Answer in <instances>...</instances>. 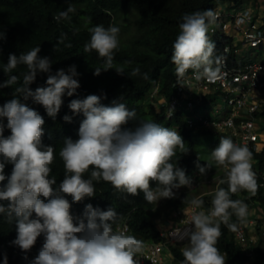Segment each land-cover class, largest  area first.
Segmentation results:
<instances>
[{
	"label": "clouds",
	"instance_id": "obj_1",
	"mask_svg": "<svg viewBox=\"0 0 264 264\" xmlns=\"http://www.w3.org/2000/svg\"><path fill=\"white\" fill-rule=\"evenodd\" d=\"M74 11L70 4L66 11H59L53 19L57 22L70 19L69 14ZM216 19V13L211 9L182 16L171 55L178 80L189 70H192L196 80L214 81L218 78L220 68L214 67V64H219V58L214 56L215 44L208 35L209 26ZM243 22V18L238 20V23ZM88 31L90 39L84 45V52L95 51L104 59L103 69L95 68L94 75L98 76L102 71L114 69V53L119 48L120 29L111 24L108 27L96 24L89 27ZM3 36L0 32V39ZM63 41L62 34L57 45ZM40 51V46H37L27 53L9 54L8 62L3 67L6 74L12 73L18 65H25L28 71L23 75L22 85L15 88L14 98L0 106V118H7V128L11 131L5 137V126L0 121V201H7L6 205L0 203V214L5 215L10 222H16L17 235L12 243L24 252L31 248L34 250L36 257L30 264H140L137 255L150 244H165L161 264L166 262V257L172 264L181 261L174 257L170 246L181 249L183 260L180 264H226L225 255L216 246L222 235L221 223L233 231L235 237L238 225L244 224L248 217L264 216L260 212L264 211V206L255 198L258 190L263 188H259L253 171V153L249 148L234 143L231 138L221 137L213 150L215 139L211 151L215 170L206 173L210 165L201 167L197 164L201 174L187 176L184 169L178 167L176 162H171L177 148L182 153L187 152L185 142L177 130L148 121H142L135 130L125 129L123 126L129 120L137 118L135 108L129 109L125 103L117 101L106 106L101 104L100 96L91 94L82 100L73 99L68 105L74 114L82 113L84 119L78 129L79 138L75 141L65 138L59 151L64 178L54 187L57 181L50 177V165L55 159V148L42 142L45 120L36 110L21 103L20 98H32L44 107L49 117L55 119L65 93L71 97L80 87L76 79L79 73L76 66L72 65L67 72L60 69L51 74L52 62L47 57L41 58L38 55ZM115 70L118 74L124 73L122 69ZM38 72L49 73L47 86L37 87L33 91L29 85L35 81ZM138 73L137 68L131 75ZM18 81V76L8 75L0 88L11 87L18 84ZM63 119L71 122L72 118L65 115ZM7 164L13 166L8 176L5 175ZM218 166L226 169V175H222ZM85 173H89L88 178H85ZM219 176L222 179L215 190L212 206L205 211L203 199L207 196L203 199L195 197L199 191L208 189L205 182L216 181ZM192 178L199 182V187L189 192L187 187L192 185ZM5 180L7 183L2 184ZM100 181L110 183L117 191L130 196L143 193L146 202H155L150 210L152 215L159 209L157 203L161 199L173 198V190L181 187V192L173 199H177L180 194L189 197L185 205H190V223L194 228L185 229L181 236V239L187 237L188 243H168L166 239L174 222L173 210L185 205L171 204L161 219L152 217L163 239L158 243L143 242L131 235L128 218L118 223L122 217L113 207L102 210L87 204L83 218L74 220L70 212L72 205L66 196L72 198V203L92 198L96 195L94 182ZM153 181L156 182L155 187L152 186ZM221 184H227V188L220 187ZM239 191L248 193L240 194L239 199H231ZM246 199L251 203H246ZM232 215L236 216L238 224L230 222ZM124 221L129 225L128 233L116 227ZM247 232L246 247H242L236 237L235 240L251 262L254 254L250 247L256 245L264 234L257 227V242L252 244L250 238L253 234L248 229ZM41 235L44 243L39 249L35 244ZM36 251H39L38 255ZM4 264H7L6 257Z\"/></svg>",
	"mask_w": 264,
	"mask_h": 264
},
{
	"label": "trees",
	"instance_id": "obj_2",
	"mask_svg": "<svg viewBox=\"0 0 264 264\" xmlns=\"http://www.w3.org/2000/svg\"><path fill=\"white\" fill-rule=\"evenodd\" d=\"M216 1L0 0V32L4 34L0 39V84L8 79V75H16L19 78L18 84L0 88V106L14 98L15 88L22 85L23 75L28 71L25 65H18L12 73L6 74L3 67L8 62L9 54L27 53L40 46L41 51L38 55L41 58L47 57L52 62L51 74H55L60 69L67 72L72 65L76 66L79 73L76 79L80 87L71 97L65 93L62 97L63 104L55 119L49 117L44 107L35 103L32 98L27 100L20 98L21 103L36 110L45 120L42 142L55 148V159L50 165L52 169L50 177H54L57 181L54 187H57L64 178V166L59 151L65 138H71L73 141L79 138L78 129L84 119L82 113L74 114L68 105L73 99L82 100L91 94L100 96L101 104L106 106H111L113 101H117L125 103L129 109L135 108L137 118L129 120L123 126L125 129L135 130L142 121H148L177 130L185 142L187 152L182 153L177 148L176 155L171 162H176L178 167L186 171L187 176L200 173L197 164L201 167H205L206 164L210 165L206 173H212L215 170L213 160L206 157L211 154L215 135L208 132H195L189 128L184 110H179L174 116L169 117L168 107H159L157 103L161 99L170 100L175 94L173 84L176 71L171 55L173 43L180 31L179 24L182 23V16L195 11L213 10ZM229 1L241 3V0ZM70 4L75 9L69 14L70 19L59 22L53 19L59 11H66ZM96 24H103L105 27L111 24L119 27L122 32L119 48L114 53V69L102 71L98 76L94 75L95 68L103 69L104 59L99 57L95 51L84 52V45L90 39L88 28ZM62 34L64 41L57 45ZM55 45H57L56 50ZM137 68L139 73L131 75ZM115 69H122L124 73L118 74ZM48 75L49 73L38 72L29 88L35 91L37 87H46ZM156 86L158 89L153 96V102L144 104L143 100L150 99L149 96ZM211 101L212 98L203 99V104L206 105ZM65 115L72 118L71 122L63 119ZM0 121L5 126L4 136H9L11 131L7 128V118H0ZM261 126L264 129V114L261 117ZM260 161V166L264 169V153L260 156ZM12 167L10 164L5 166L6 176L11 174ZM88 176L89 173H85V178ZM6 183L7 180L2 182V184ZM94 183L96 195L92 198L72 203V198L66 196L72 205L70 212L74 220L83 218L87 204L102 210L113 207L122 217L118 223L128 218L131 235L137 239L156 243L163 240L159 229L152 221L150 212L155 202H146L143 193L130 196L123 191H117L110 183L104 181ZM152 186L155 187L156 182L153 181ZM220 187L227 188V184H221ZM246 193L248 192L239 191L233 194L231 199H239L240 194ZM255 198L260 200L264 206V189H259ZM41 199L45 198L41 197ZM188 199V196L180 194L172 203L174 206H182L189 201ZM212 199L211 196L203 199L205 208H209ZM245 201L251 203L249 199ZM0 203L6 205L7 201H0ZM230 222L239 223L235 215H232ZM220 228L222 235L216 246L221 254L225 255L226 264H248L250 258L236 242L234 232L223 223ZM16 235V222L14 220L10 222L5 215L0 214V264H4L5 257L7 264H30V261L36 257L32 248L24 252L12 243ZM43 243L44 237L41 235L35 244L36 248L40 249ZM258 243L261 244V242ZM258 243L250 249L253 251L255 264H264V250L261 246L259 247ZM170 248L174 257L182 261L181 249L174 246Z\"/></svg>",
	"mask_w": 264,
	"mask_h": 264
},
{
	"label": "built area",
	"instance_id": "obj_3",
	"mask_svg": "<svg viewBox=\"0 0 264 264\" xmlns=\"http://www.w3.org/2000/svg\"><path fill=\"white\" fill-rule=\"evenodd\" d=\"M240 4L226 1L228 5H215L217 19L209 26L208 35L215 43V57L219 58L220 74L214 81L196 80L192 70L178 80L177 73L173 87L175 94L170 100L161 99L159 107H168L169 117L179 110L186 112V121L195 132H208L216 136L213 150L218 146L221 137L231 138L234 143L246 146L253 153L252 167L256 173L259 188L264 189V169L260 167V156L264 153V129L261 117L264 114V0H246ZM239 6L237 12H231L229 7ZM243 18V23L238 20ZM158 86L150 94H156ZM212 98L202 107L203 99ZM223 100V101H222ZM202 102V103H201ZM219 107L218 104L222 103ZM211 108H207V107ZM194 112L192 117L187 112ZM222 175L226 169L218 166ZM222 178L205 182L209 190L199 191L195 198L205 196L213 198L215 190ZM188 191H195L199 182L192 178ZM203 204V210L208 211ZM197 209L196 211H200ZM264 213V211H260ZM173 226L169 229L166 239L168 243H188V238L181 239L185 229H192L189 203L172 212ZM116 227L129 232L126 221ZM115 227V228H116ZM264 234V216L248 217L244 224L238 225L235 231L237 242L246 247L248 244L247 229L253 234L251 243L256 244V229ZM165 244L146 245L143 252L137 255L140 264H161ZM251 256V252L249 253ZM181 262V261H180ZM179 262V264H180Z\"/></svg>",
	"mask_w": 264,
	"mask_h": 264
},
{
	"label": "rangeland",
	"instance_id": "obj_4",
	"mask_svg": "<svg viewBox=\"0 0 264 264\" xmlns=\"http://www.w3.org/2000/svg\"><path fill=\"white\" fill-rule=\"evenodd\" d=\"M243 3H244V6L246 7L247 5H248V1H243ZM220 4H223V5H228V3L227 2H225V1H223V0H217L216 1V4L215 5H220ZM230 8V10H231V12L233 13H235V12H237V10L239 9V6H235V7H229ZM127 22V21H126ZM212 25V24H211ZM210 25V26H211ZM122 37V32L120 31L119 32V39ZM213 42H214V44L216 43V40L214 39L213 40ZM145 103L144 104H150L152 101H151V99H149V100H147V99H145ZM223 101V100H222ZM222 104H223V102L220 104H218V106L219 107H221L222 106ZM202 107H204V104H202ZM207 108H211L210 106L209 107H207ZM194 112L192 111V112H187V115L189 116V117H192L194 114H193ZM206 157H209L210 158V160H212V157H211V154L209 155V156H206ZM210 188H208V190H209ZM204 190H207V188H205ZM174 192H175V196H177L178 195V193H180L181 192V190L180 189H178V190H173ZM203 191V190H202ZM174 196V197H175ZM173 197V198H174ZM173 198H171V199H161L158 203H157V205H158V210L156 211V213L155 214H153L152 215V217H156V219H161L162 218V216H164L166 213H167V211L169 210V205H171V203H172V201H174L175 199H173ZM173 204V203H172ZM259 242H261V244L260 243H258L259 244V247L261 246V249H263L264 250V237H262L261 238V240L259 241ZM36 253H37V255H38V253H39V251H36ZM173 264H177V263H173ZM248 264H255V260L253 259L251 262H249Z\"/></svg>",
	"mask_w": 264,
	"mask_h": 264
},
{
	"label": "crops",
	"instance_id": "obj_5",
	"mask_svg": "<svg viewBox=\"0 0 264 264\" xmlns=\"http://www.w3.org/2000/svg\"><path fill=\"white\" fill-rule=\"evenodd\" d=\"M165 263L164 264H172L170 261H169V259H167V257H166V259H165Z\"/></svg>",
	"mask_w": 264,
	"mask_h": 264
}]
</instances>
